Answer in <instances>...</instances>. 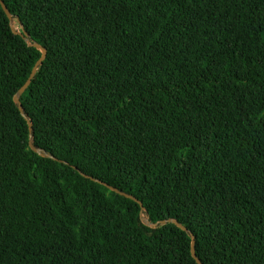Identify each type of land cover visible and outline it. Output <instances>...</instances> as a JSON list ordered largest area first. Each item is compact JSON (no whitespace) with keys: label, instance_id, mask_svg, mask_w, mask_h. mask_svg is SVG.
<instances>
[{"label":"trees","instance_id":"obj_1","mask_svg":"<svg viewBox=\"0 0 264 264\" xmlns=\"http://www.w3.org/2000/svg\"><path fill=\"white\" fill-rule=\"evenodd\" d=\"M2 1L0 264H264V0Z\"/></svg>","mask_w":264,"mask_h":264},{"label":"water","instance_id":"obj_2","mask_svg":"<svg viewBox=\"0 0 264 264\" xmlns=\"http://www.w3.org/2000/svg\"><path fill=\"white\" fill-rule=\"evenodd\" d=\"M0 5H1L3 11L6 13L7 17L9 18L10 22H11V21H12V15H11V13L9 12L8 8L6 7V5L4 4V2H3L2 0H0ZM11 27H12L14 33L17 34V32L15 31V29H14V27H13L12 24H11ZM28 37H29L28 35H25V36H24V38H25L26 41H28ZM33 46H34L36 49H38L39 51H41L42 56H41V58L38 60V62L36 63V65L34 66L32 72H31V75H30V77L28 78V80L26 81V83L22 86V88L18 91V93H17V94L15 95V97H14V102L18 105L19 110H20V112H21L23 115H24V113H23L22 104H21V102H20V97L24 94V92H25V91L28 89V87L30 86V84H31V82H32V80H33V78L35 77V74H36V71H37L38 67H39L40 65L43 64V62H44V60H45V58H46V55H47V50H46L45 48L41 47L39 44H33ZM29 130H30V132H32V130H33V125H32V123H29ZM33 149H34L35 152L41 154L42 156H45V154H43L40 150L35 149V148H33ZM84 176H85L86 178H89V179L93 180V181L101 182V181H98V180H96V179H94V178H92V177H90V176H87V175H84ZM101 183H102V182H101ZM103 184H104L105 186H107L110 190H112V191H114V192H116V193H119V194H121V195H123V196H126V197L130 198L131 200H134L135 202H137V203L141 206V214H140V218H141V221H142L145 225H147V226H149V227H151V228H155V227L159 224V223L152 224V223H150V222H149V221L143 216V212H144L145 208H144L142 202H140L138 199H136L135 197H133V196H131V195H128V194L122 193V192H120L118 189H116V188H114V187H111V186H108V185L105 184V183H103ZM161 223H163V224H165V223H172V224H175L177 227L181 228L182 230H184V231H188L186 227L182 226V225H181L180 223H178L177 220H175V219L165 220V221H162ZM191 253H192L193 258H194L195 261L197 262V264H203V263L199 260V258L196 256V253H195V237H194L193 235H192V247H191Z\"/></svg>","mask_w":264,"mask_h":264}]
</instances>
